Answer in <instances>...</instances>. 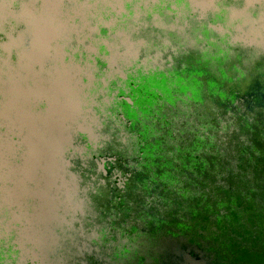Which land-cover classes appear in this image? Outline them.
<instances>
[{"label":"flooded vegetation","instance_id":"flooded-vegetation-1","mask_svg":"<svg viewBox=\"0 0 264 264\" xmlns=\"http://www.w3.org/2000/svg\"><path fill=\"white\" fill-rule=\"evenodd\" d=\"M193 1L10 0L0 93L16 79L32 93L35 51L43 93L75 65L101 118L83 136L102 146L112 186L98 230L89 206L82 230L51 243L34 203L0 205V264H264V52L230 41L240 18ZM22 17L40 18L47 41ZM23 176L10 188L27 189Z\"/></svg>","mask_w":264,"mask_h":264},{"label":"water","instance_id":"water-1","mask_svg":"<svg viewBox=\"0 0 264 264\" xmlns=\"http://www.w3.org/2000/svg\"><path fill=\"white\" fill-rule=\"evenodd\" d=\"M4 1L8 2L9 9L6 12L7 22L2 24V26L10 24V0H0V4ZM222 8L230 16L232 9H247L254 22H261L264 13L262 0L251 4V6L245 0H216L210 11L212 13L211 17L216 18ZM3 15L5 14H1L0 11V16ZM238 29L241 31L240 37L242 40L238 39L237 36L235 38L232 36L230 41H243L246 45H251L253 52L256 51L255 55L257 57L260 52H264V47L260 46L252 38L246 37L248 27L244 26V22H240ZM37 65L33 67V70L40 75L45 86L43 82V65L39 63L38 68ZM64 66L72 67L74 70L76 68L73 64H64L60 68ZM96 70L99 73L100 67L97 66ZM77 78H79L78 75L75 78L76 81ZM83 79L84 76L82 75L80 78L82 90L84 89ZM62 82L63 79L61 77V84ZM29 87L28 91L32 88ZM49 88L53 89V87ZM53 93H58L57 104L51 102L45 95L35 100L33 111H35L36 117L32 118V121L30 119H27V121L25 118L21 119L22 121L19 124L16 123V125L14 124L11 127L2 125V128L6 129L3 132L6 133L5 141H7L9 146L17 147L16 150L12 151L11 162L14 167L19 171H23L25 175L22 178L26 181L16 184L28 186L27 189H16L15 193H17L21 201L27 204L34 203V208H38L42 212L38 213L41 215H37L38 218L43 219L39 225L42 230L39 231L43 240L47 243H51L52 240L59 241L67 231H69V234H76L80 229L82 230L85 226L83 222L84 218L87 217L89 206L92 217L97 219L96 228L98 230L101 225L99 216L104 209V203L110 195L112 186H109V175L112 167L109 162H107V166L105 165L107 160L101 156L104 151L99 150L102 146H99L97 142L91 139H84L83 136L92 132V123L95 119L101 121L98 116H95V119L92 117L97 112L94 108L98 105L95 97L89 98V93H80V112L78 116H75L73 110L67 106L65 96H63V89L55 85ZM3 98L4 95L0 93V101ZM40 99H44L43 104L45 107L43 111L38 112V101ZM90 99L92 102H90ZM31 122L33 126L30 129L28 126ZM13 129L17 133L12 131ZM11 132L16 134L12 135ZM15 137L17 139L13 140ZM26 139L27 141L29 139L33 140L32 142H26ZM24 146L26 150L19 151V148ZM27 148H29V151H27ZM26 154L27 156H24ZM18 157L22 160V165L17 163ZM119 168L121 169L122 167H119L116 163L115 169ZM36 170H41L42 174L36 175ZM19 178L18 176L16 177L17 180ZM4 184L10 188L12 183H10L9 177L5 179ZM10 189L14 190V188ZM11 203H15L18 209H20V204H22L16 201H11ZM3 204H1V208L6 213ZM1 215L2 217L6 216Z\"/></svg>","mask_w":264,"mask_h":264},{"label":"rangeland","instance_id":"rangeland-1","mask_svg":"<svg viewBox=\"0 0 264 264\" xmlns=\"http://www.w3.org/2000/svg\"><path fill=\"white\" fill-rule=\"evenodd\" d=\"M216 0H194V4H198L200 13L202 12V7H206L207 11H211L213 4ZM259 0H245L249 6L251 4L257 2ZM264 3V0H262ZM22 8H25L24 6ZM8 2L4 1L0 4V11L1 14H5L0 16V24H4L7 22L6 12L8 11ZM264 12V11H263ZM238 17L244 22V26L248 27V33L246 37L252 38L256 43L257 41H262L264 45V13L261 22H254L251 17L250 13L247 9H232L231 10V17ZM22 22H25L30 27H35L36 29L39 27L38 34H35V40L38 42H45L47 41L44 37V34L40 32V28L44 26V23L41 21L40 18L32 20V22L28 21L27 18L22 17ZM59 26L62 25L61 23L58 24ZM33 29V28H32ZM239 33L241 31L239 30ZM238 39L242 40L240 34L237 37ZM40 51L36 52L32 56V93H20L22 90L20 79L15 80V90L17 93H2L4 98L0 101V126L8 125L11 127L12 125L19 124L22 120L25 119L27 116H32V118L36 117L34 113V105L35 100H37L40 96H47V98L51 102H55L57 104L58 93H43L45 91L51 90L43 85L42 79L40 75L33 70V67L40 62ZM77 76L76 71L69 66H64L61 71L58 72V77L56 82V87L62 88L65 96L67 106L69 109L73 110L75 116L79 115V108L81 103L80 93L77 92L78 87L75 85V78ZM61 77L63 82L61 84ZM10 90L9 82H5L0 80V91L8 92ZM31 106V107H29ZM32 114V115H31ZM12 159V151L11 147L5 141V134L0 133V205L3 203H11L12 202H21V199L18 198L16 189H10L5 184V179L11 177V174L14 170H18L16 167L13 166L11 162Z\"/></svg>","mask_w":264,"mask_h":264},{"label":"trees","instance_id":"trees-1","mask_svg":"<svg viewBox=\"0 0 264 264\" xmlns=\"http://www.w3.org/2000/svg\"><path fill=\"white\" fill-rule=\"evenodd\" d=\"M257 43H259L260 44V46H262V47H264V45H263V43H262V41H257Z\"/></svg>","mask_w":264,"mask_h":264}]
</instances>
